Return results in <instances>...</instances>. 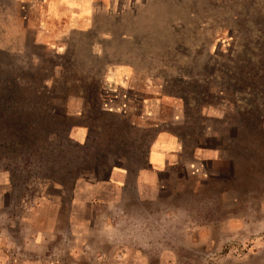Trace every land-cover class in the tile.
I'll use <instances>...</instances> for the list:
<instances>
[{"label": "rangeland", "instance_id": "rangeland-1", "mask_svg": "<svg viewBox=\"0 0 264 264\" xmlns=\"http://www.w3.org/2000/svg\"><path fill=\"white\" fill-rule=\"evenodd\" d=\"M12 7L0 264H264V0H119L57 48Z\"/></svg>", "mask_w": 264, "mask_h": 264}, {"label": "crops", "instance_id": "crops-1", "mask_svg": "<svg viewBox=\"0 0 264 264\" xmlns=\"http://www.w3.org/2000/svg\"><path fill=\"white\" fill-rule=\"evenodd\" d=\"M0 1L13 3L14 12L11 16L18 22L19 36L22 37L24 33L31 31L32 44L57 48L63 34L90 30L96 25V18L100 14L111 17L113 5L119 0ZM166 136L168 140L164 144L153 150L151 143L148 151L149 162L151 159H157L161 163L162 166L158 170L173 164L183 150V143L177 136Z\"/></svg>", "mask_w": 264, "mask_h": 264}]
</instances>
